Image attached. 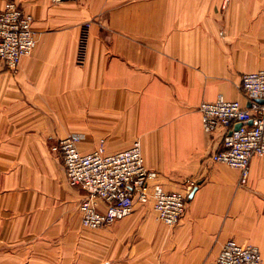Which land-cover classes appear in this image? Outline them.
Segmentation results:
<instances>
[{"label":"crops","instance_id":"1","mask_svg":"<svg viewBox=\"0 0 264 264\" xmlns=\"http://www.w3.org/2000/svg\"><path fill=\"white\" fill-rule=\"evenodd\" d=\"M15 1L37 43L16 73L0 66V264H217L229 239L264 264V157L240 186L210 160L223 132L206 133L199 111L219 95L249 106L239 83L264 69V0ZM70 133L84 154L139 141L149 194L187 197L178 224L157 220L148 197L85 228L84 193L54 150Z\"/></svg>","mask_w":264,"mask_h":264},{"label":"built area","instance_id":"2","mask_svg":"<svg viewBox=\"0 0 264 264\" xmlns=\"http://www.w3.org/2000/svg\"><path fill=\"white\" fill-rule=\"evenodd\" d=\"M82 33L78 61L83 56ZM37 43L33 17L15 0H7L0 11V66L16 73L21 60L29 56ZM239 89L249 106L225 100L219 95L214 102H202L203 130L223 132L222 147L210 156L214 163L224 164L240 172L239 185L244 186L250 161L264 157V69L242 74ZM263 102V103H262ZM82 137L70 133L60 139L54 150L58 153L67 181L83 193L79 204L81 223L88 229L106 227L132 213L136 202L146 203L151 197L156 219L175 226L186 210V195L155 188L148 192L152 173L145 166L139 141L123 151L104 154L101 149L81 153ZM217 264H262V256L254 246H242L227 240L218 254Z\"/></svg>","mask_w":264,"mask_h":264},{"label":"rangeland","instance_id":"3","mask_svg":"<svg viewBox=\"0 0 264 264\" xmlns=\"http://www.w3.org/2000/svg\"><path fill=\"white\" fill-rule=\"evenodd\" d=\"M136 203H139V202H136ZM141 203V202H140Z\"/></svg>","mask_w":264,"mask_h":264},{"label":"water","instance_id":"4","mask_svg":"<svg viewBox=\"0 0 264 264\" xmlns=\"http://www.w3.org/2000/svg\"><path fill=\"white\" fill-rule=\"evenodd\" d=\"M263 103V102H262Z\"/></svg>","mask_w":264,"mask_h":264}]
</instances>
